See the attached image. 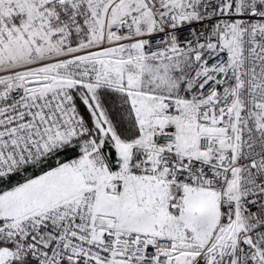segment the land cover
<instances>
[{
	"label": "snow or ice",
	"instance_id": "snow-or-ice-1",
	"mask_svg": "<svg viewBox=\"0 0 264 264\" xmlns=\"http://www.w3.org/2000/svg\"><path fill=\"white\" fill-rule=\"evenodd\" d=\"M0 264H264V0H0Z\"/></svg>",
	"mask_w": 264,
	"mask_h": 264
}]
</instances>
